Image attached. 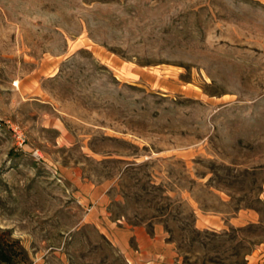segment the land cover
Segmentation results:
<instances>
[{
	"label": "rangeland",
	"instance_id": "374dc122",
	"mask_svg": "<svg viewBox=\"0 0 264 264\" xmlns=\"http://www.w3.org/2000/svg\"><path fill=\"white\" fill-rule=\"evenodd\" d=\"M109 224L264 264V0H0L8 264H127Z\"/></svg>",
	"mask_w": 264,
	"mask_h": 264
},
{
	"label": "crops",
	"instance_id": "0c3cea01",
	"mask_svg": "<svg viewBox=\"0 0 264 264\" xmlns=\"http://www.w3.org/2000/svg\"><path fill=\"white\" fill-rule=\"evenodd\" d=\"M204 227L201 217L197 224ZM105 226L107 238L122 254L127 264H173L172 249L158 231L149 234L143 227Z\"/></svg>",
	"mask_w": 264,
	"mask_h": 264
},
{
	"label": "built area",
	"instance_id": "2783aa9c",
	"mask_svg": "<svg viewBox=\"0 0 264 264\" xmlns=\"http://www.w3.org/2000/svg\"><path fill=\"white\" fill-rule=\"evenodd\" d=\"M12 131L14 132V136L17 140V144L21 146L24 143V138L22 134H20L19 130L17 128H14V126H12Z\"/></svg>",
	"mask_w": 264,
	"mask_h": 264
},
{
	"label": "trees",
	"instance_id": "16d2710c",
	"mask_svg": "<svg viewBox=\"0 0 264 264\" xmlns=\"http://www.w3.org/2000/svg\"><path fill=\"white\" fill-rule=\"evenodd\" d=\"M9 262L10 258L5 254V252L0 246V264H8Z\"/></svg>",
	"mask_w": 264,
	"mask_h": 264
}]
</instances>
